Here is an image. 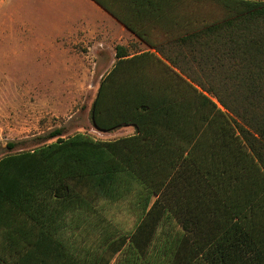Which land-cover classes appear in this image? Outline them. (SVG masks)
Instances as JSON below:
<instances>
[{
    "label": "trees",
    "instance_id": "obj_1",
    "mask_svg": "<svg viewBox=\"0 0 264 264\" xmlns=\"http://www.w3.org/2000/svg\"><path fill=\"white\" fill-rule=\"evenodd\" d=\"M92 1L146 49L91 122L135 134L9 142L0 264H264V0Z\"/></svg>",
    "mask_w": 264,
    "mask_h": 264
},
{
    "label": "rangeland",
    "instance_id": "obj_2",
    "mask_svg": "<svg viewBox=\"0 0 264 264\" xmlns=\"http://www.w3.org/2000/svg\"><path fill=\"white\" fill-rule=\"evenodd\" d=\"M1 1L0 158L7 154L9 142L30 141L55 129H63V138L83 133L100 141L134 135L132 127L99 132L91 122L93 102L115 53L96 51L94 42L86 46L67 35L68 18L81 13L79 0H64L57 7L44 0ZM22 25L34 29L23 27L20 32ZM115 33L124 36L117 28ZM123 42L131 39L124 36Z\"/></svg>",
    "mask_w": 264,
    "mask_h": 264
},
{
    "label": "crops",
    "instance_id": "obj_3",
    "mask_svg": "<svg viewBox=\"0 0 264 264\" xmlns=\"http://www.w3.org/2000/svg\"><path fill=\"white\" fill-rule=\"evenodd\" d=\"M25 1V0H24ZM46 3L51 4L55 7L62 6L64 0H44ZM48 1V2H47ZM89 1V2H88ZM2 1L0 0V3ZM79 8L81 6V13L77 14L75 17H69V24H67L64 29L67 31V35L70 37H77L80 42L86 46H91L94 42V47L99 51L100 49L106 48L108 51L116 54L117 46H130L131 43H137L141 47H145L138 39L128 32L120 23L113 19L110 15L104 12L98 5H96L92 0H79ZM93 3V4H90ZM6 5V4H5ZM97 7V8H96ZM99 11V12H98ZM96 12L98 18L96 17ZM23 27L28 28V31H33L29 26H23L20 29L22 32ZM115 28L118 29L124 36L131 39V43L124 44V36H118L115 33ZM117 33V34H118ZM102 37V39H100ZM94 39V40H93ZM115 58V56H114ZM115 62V59L114 61ZM114 64V63H113Z\"/></svg>",
    "mask_w": 264,
    "mask_h": 264
}]
</instances>
